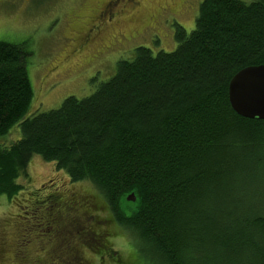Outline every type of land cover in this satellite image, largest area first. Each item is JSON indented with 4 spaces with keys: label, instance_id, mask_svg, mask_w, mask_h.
Wrapping results in <instances>:
<instances>
[{
    "label": "trees",
    "instance_id": "16d2710c",
    "mask_svg": "<svg viewBox=\"0 0 264 264\" xmlns=\"http://www.w3.org/2000/svg\"><path fill=\"white\" fill-rule=\"evenodd\" d=\"M173 38L171 52L137 47L90 94L35 112L32 52L0 41V197L16 204L24 193L32 220L51 185L87 182L106 219L130 235L141 264H264V121L236 115L227 94L238 71L264 66V0H202L193 29L174 24ZM33 156L65 178L31 186ZM131 194L135 201L127 202ZM67 200L47 235L57 261L82 264L76 244L90 248L89 232L102 242L98 264L124 263L103 244L109 233L90 227L89 211ZM36 222L12 238V264L41 263L46 233Z\"/></svg>",
    "mask_w": 264,
    "mask_h": 264
},
{
    "label": "rangeland",
    "instance_id": "374dc122",
    "mask_svg": "<svg viewBox=\"0 0 264 264\" xmlns=\"http://www.w3.org/2000/svg\"><path fill=\"white\" fill-rule=\"evenodd\" d=\"M104 1L0 0V41L25 43L32 52L31 66H29V77L33 90L30 112L56 108L68 96L82 98L90 94L93 90V82L98 83L108 79L113 73L115 62L128 59L137 47L149 48L153 53L159 50L171 52L175 48L174 24L180 25L189 33L193 29L198 5L202 0H145L142 6L135 10L136 13L126 8L124 15H120V21L113 22L107 27L101 36L102 44L96 41L93 45L83 44L78 37L90 17ZM145 14L151 19L146 25L142 24L145 21L128 24L132 15L141 19V16ZM115 35H123L124 39L111 45V38ZM106 46L109 48H103ZM26 171L30 184L34 188L51 182L59 184V175L65 178L62 172L55 171L52 164L44 162L38 156L30 159ZM52 187L55 186L51 185ZM51 188H47L48 194L51 195L46 196V207L42 203L34 206L32 220L25 219L31 215L28 216L29 211L25 198H23L24 193L18 196L16 204L10 203L5 197H0V264H12L10 256H13L16 251L14 242H11L12 238L23 235L26 231L25 227L32 230L33 225L35 227L39 225L36 221H40L39 230L43 229L46 233L45 236L40 237L42 242L39 246L42 244L40 248L42 252H39L37 256L42 260H46L49 256L50 264H57L60 253L56 245L46 243L45 239L48 238L47 235L50 234L52 237L53 234L50 225L51 216L55 212L58 218L64 216L59 204L61 200L66 201L67 197L82 210L86 208V211H89L88 215L92 222L90 227L101 233H109L104 237L107 243L103 242V244L110 247L119 260L129 264H141L130 245L132 243L130 235L114 222L106 219L108 216L101 197L87 182H80L73 187L63 183L54 189ZM63 190H66L67 194L66 197L61 198L59 191L62 193ZM70 192L92 196L89 198L91 204L88 202L81 206L74 197L70 199L72 196H67ZM25 211L28 212L24 213ZM77 216L78 213H74V218ZM54 222L57 223L56 220ZM94 222H97V225L93 224ZM80 226L78 224L75 227L80 228ZM25 236H27L26 233ZM84 236L90 248L77 244L83 257L80 263L84 264L83 262L88 261L98 264L99 259L95 253L99 252L102 242H99L89 232H84ZM37 244L38 242L29 247L34 249ZM47 247L51 248L50 255H46ZM59 248L61 251L66 249L63 246ZM108 259L106 257L103 264H115ZM69 262L73 263V261ZM64 263L69 264L66 259Z\"/></svg>",
    "mask_w": 264,
    "mask_h": 264
},
{
    "label": "flooded vegetation",
    "instance_id": "af4514ba",
    "mask_svg": "<svg viewBox=\"0 0 264 264\" xmlns=\"http://www.w3.org/2000/svg\"><path fill=\"white\" fill-rule=\"evenodd\" d=\"M144 1L145 0H105L99 5L94 15L90 17L88 23H86V26L82 29L80 37L78 38H80L82 43L86 45L88 44L93 45L95 41L102 44L103 39L101 36H103L107 27L113 22L120 21V15H124L126 8H130L131 10H134V12L136 13L135 10L141 7ZM164 10H166V8H164ZM131 17L132 19H130V22L128 21V24L129 23L134 24L139 21H145L142 24L146 25V23L147 22L149 23V21L151 20L150 17L146 16V14L145 16H141V19H138L133 15ZM123 39H124L123 35H120V36L115 35V36H112L110 43L112 45V43L118 42ZM103 48L108 49L109 47L106 46ZM98 53L100 54L101 52H98ZM70 195L73 196L76 202H78L81 206L85 205L88 202H90L91 204V201L88 200L87 197H84L78 193H71ZM68 205H73L75 207L77 206L74 203H72L71 200L68 201ZM53 224L55 225V222L53 223L51 220L50 225L53 226ZM45 240H46V243L53 244L52 239L46 238ZM48 248L49 247H47V250ZM46 255H48V253H46ZM11 257L13 258V256L12 255L10 256V261H11ZM39 261H41L40 264H50V257L48 256L46 260L41 259ZM57 264H60V263L58 262Z\"/></svg>",
    "mask_w": 264,
    "mask_h": 264
},
{
    "label": "water",
    "instance_id": "95a60500",
    "mask_svg": "<svg viewBox=\"0 0 264 264\" xmlns=\"http://www.w3.org/2000/svg\"><path fill=\"white\" fill-rule=\"evenodd\" d=\"M232 111L244 119L264 121V66H249L238 71L227 87ZM127 202H134L131 194Z\"/></svg>",
    "mask_w": 264,
    "mask_h": 264
}]
</instances>
